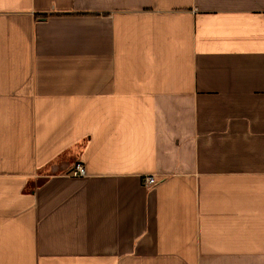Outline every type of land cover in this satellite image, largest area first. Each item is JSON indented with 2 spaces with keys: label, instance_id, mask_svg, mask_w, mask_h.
<instances>
[{
  "label": "crops",
  "instance_id": "0c3cea01",
  "mask_svg": "<svg viewBox=\"0 0 264 264\" xmlns=\"http://www.w3.org/2000/svg\"><path fill=\"white\" fill-rule=\"evenodd\" d=\"M0 264H264V0H0Z\"/></svg>",
  "mask_w": 264,
  "mask_h": 264
},
{
  "label": "built area",
  "instance_id": "2783aa9c",
  "mask_svg": "<svg viewBox=\"0 0 264 264\" xmlns=\"http://www.w3.org/2000/svg\"><path fill=\"white\" fill-rule=\"evenodd\" d=\"M73 176L75 177H86L87 176V170L84 165L78 164L75 169L73 170ZM157 183L156 179L154 177H147L144 180V184L146 186H152Z\"/></svg>",
  "mask_w": 264,
  "mask_h": 264
}]
</instances>
